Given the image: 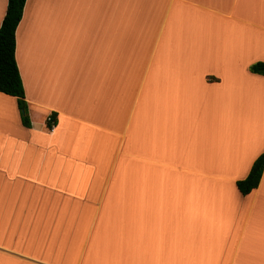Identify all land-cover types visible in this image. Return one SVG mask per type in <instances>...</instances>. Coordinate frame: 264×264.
Returning <instances> with one entry per match:
<instances>
[{"label": "crops", "instance_id": "0c3cea01", "mask_svg": "<svg viewBox=\"0 0 264 264\" xmlns=\"http://www.w3.org/2000/svg\"><path fill=\"white\" fill-rule=\"evenodd\" d=\"M14 53L0 264H264V0H25Z\"/></svg>", "mask_w": 264, "mask_h": 264}, {"label": "trees", "instance_id": "16d2710c", "mask_svg": "<svg viewBox=\"0 0 264 264\" xmlns=\"http://www.w3.org/2000/svg\"><path fill=\"white\" fill-rule=\"evenodd\" d=\"M25 0H7L0 24V92L16 98L21 123L29 127L30 121L24 90L15 60V30L22 16ZM250 72L264 75V61L249 65ZM55 124V114H51ZM47 128L51 124L46 121ZM264 168V150L253 160L247 175L235 182L238 191L245 195L257 187Z\"/></svg>", "mask_w": 264, "mask_h": 264}, {"label": "built area", "instance_id": "2783aa9c", "mask_svg": "<svg viewBox=\"0 0 264 264\" xmlns=\"http://www.w3.org/2000/svg\"><path fill=\"white\" fill-rule=\"evenodd\" d=\"M46 121L49 122V123L51 124V127L54 125V120H53V118H52V116H51L50 113L47 114V116H46Z\"/></svg>", "mask_w": 264, "mask_h": 264}]
</instances>
